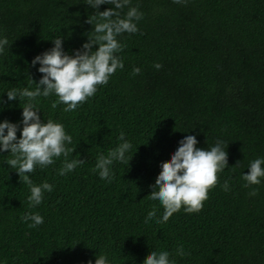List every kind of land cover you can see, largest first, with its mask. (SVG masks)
<instances>
[{"label": "trees", "instance_id": "1", "mask_svg": "<svg viewBox=\"0 0 264 264\" xmlns=\"http://www.w3.org/2000/svg\"><path fill=\"white\" fill-rule=\"evenodd\" d=\"M77 2L0 0V35L9 41L0 53V120H21L24 100L9 101L3 92L29 86V75L39 80V65L31 61L52 47L51 39L62 36L70 53L87 39L92 26L85 21L94 9ZM130 6L143 16L137 32L118 37L124 67L107 84L68 112L63 104L51 106L55 95L37 98L41 119L62 122L73 137L67 159L84 163L63 176V155L37 166L31 181L54 187L29 208L28 184L4 162L8 150L0 153V261L86 264L103 250L116 264H143L163 249L176 264H264V178L248 187L242 179L249 161L264 156V0H131ZM120 131L135 153L129 164L114 163L108 182L94 165ZM188 134L201 148L222 140L228 165L198 212L182 206L166 222L145 223L154 206L157 218L163 211L149 196L160 164ZM36 211L44 222L30 228L21 216ZM181 245L182 257L176 255Z\"/></svg>", "mask_w": 264, "mask_h": 264}, {"label": "clouds", "instance_id": "2", "mask_svg": "<svg viewBox=\"0 0 264 264\" xmlns=\"http://www.w3.org/2000/svg\"><path fill=\"white\" fill-rule=\"evenodd\" d=\"M181 2V0H176ZM94 9L89 13L86 23L92 27L84 35L87 39L81 47L71 53L63 47V37L56 36L52 47L37 54L31 61L32 66L39 65L37 71L42 73L38 81L29 75L28 85L22 88L6 89L9 101L24 100L21 120L12 122L0 120V153L8 150L10 157L4 162L14 169L22 182L29 186L28 207L39 205L46 192L52 191L54 185L47 180L34 184L29 173L38 167L54 163V158L63 155L62 167L58 174L63 176L84 163L79 158L67 159L74 149L68 147L72 143V135L68 133L62 122L54 119H41L42 108L38 97L55 95L52 107L63 104V111L75 110L86 99L93 96L99 85L107 84L111 75L117 69L124 67L123 59L118 55L124 47L118 39L122 33L138 31L137 21L143 13L136 6H130L131 0H78ZM112 7L100 10V5ZM128 6L121 15L120 10ZM9 41L0 35V53L5 51ZM93 46H96L95 48ZM153 67L159 69L162 65L154 62ZM133 73H139L140 67H133ZM35 84V87L31 85ZM4 104L0 95V106ZM22 125V127H21ZM19 130L20 135H17ZM115 147L108 149L107 154L100 153L96 157L94 171L101 179L111 182L114 178L115 162L127 163L133 157L132 142L126 138L124 131L117 136ZM196 135L188 134L178 141V146L168 162L160 164V172L155 178V184L150 185L149 196L162 206V214L157 218V208L154 206L145 216V223L168 221L173 213L183 206L186 213L198 212L203 207V201L208 197L210 188L217 184L219 172L228 165V152L222 140H217L207 148L198 147ZM247 172L242 173L244 186L260 184L264 178V156H258L249 161ZM223 190H229L227 180L221 185ZM252 189L251 194H255ZM21 219L28 221V227L35 228L44 222V217L38 212H25ZM176 255L184 256L183 246H178ZM0 264H4L0 261ZM86 264H116L115 257H110L107 251H98L95 260L89 259ZM143 264H176L168 250H152L144 259Z\"/></svg>", "mask_w": 264, "mask_h": 264}]
</instances>
